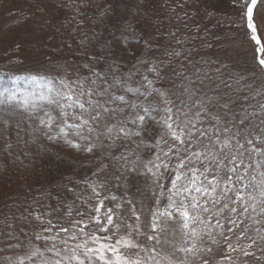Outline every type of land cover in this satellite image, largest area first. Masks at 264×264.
<instances>
[{"label": "snow or ice", "instance_id": "obj_1", "mask_svg": "<svg viewBox=\"0 0 264 264\" xmlns=\"http://www.w3.org/2000/svg\"><path fill=\"white\" fill-rule=\"evenodd\" d=\"M256 4L244 0L242 22L261 45L253 16ZM257 52L264 54V45ZM166 55L179 57L181 52ZM257 59L264 72V56ZM160 69L154 61L146 72L164 80ZM172 75L183 77L178 96L154 87L156 80L147 74L142 77L145 91L130 84L131 73L126 78L113 75L111 82L101 72L75 80L40 72L0 80V115L26 113L28 121L38 122L33 134L89 153L97 147L94 137L103 136L113 146L131 142V151L111 160L123 174L151 177L154 201L145 228L137 209L142 197L102 196L104 183L86 182L91 195L81 197L80 205H69L55 222L46 218L48 212L29 213L43 225L32 233L39 244L19 242L14 229L7 233L6 241H18L6 243L8 249H26L15 260L7 257L8 264H193L197 259L209 264L202 254L222 246L217 237L226 242L234 232L247 241L245 257L264 258L255 256V251L264 252V86L253 90L240 73L223 78L220 67L197 68L192 74L174 70ZM21 81L34 87L22 88ZM105 117L112 122L102 125ZM149 120L158 132L146 128ZM146 132L154 141L144 139ZM139 149L151 151L150 158L143 159ZM238 247L227 245L229 252Z\"/></svg>", "mask_w": 264, "mask_h": 264}, {"label": "rangeland", "instance_id": "obj_2", "mask_svg": "<svg viewBox=\"0 0 264 264\" xmlns=\"http://www.w3.org/2000/svg\"><path fill=\"white\" fill-rule=\"evenodd\" d=\"M40 1L47 2L48 0ZM40 1L38 0L36 4L33 3V0H11L9 1L11 3L10 9L13 11V9L17 8L18 3H23L24 6L27 5L28 2H31L32 4L30 6L35 9L37 5L42 3ZM111 1L116 2V0ZM72 2L74 1L72 0ZM128 2L131 5L134 17H128V21L125 22H130V27L128 28V33L125 34L121 41L123 48L120 47L118 40L114 41V38L117 39V35L114 31H111L110 40H105V38L102 39V43L98 45V49L95 52L97 56L113 53L110 54L109 63L115 65L114 71L118 77H121L120 70H126L125 68L117 67L119 60L123 59L125 62H129L127 63L128 66L134 67L133 65L136 64V60H139L143 55L141 53L142 46L147 42L146 49H148V44L152 42L153 44L155 43L154 35L160 34V26H164L165 33H172V30L175 28L173 26V24L175 25V20L172 19V17L186 10L187 6L194 11L192 13L193 16L204 19V21L211 25L210 34L213 36L212 41L215 43V57L217 59L219 58L220 61L227 62L232 68L236 69V71L245 72L247 76L250 77V80L254 81L259 88L264 86V72L259 70L257 59L258 56H264V54L257 52L258 46L254 43L255 41L253 42L244 22H242L244 0H133L132 2ZM80 9L81 8H79L78 11ZM116 11H118L119 15H122V18L125 17L126 14H123V10L118 8ZM187 11L188 13L191 12L188 9ZM22 12L13 14L10 11L9 14L5 15L3 12H0V69L12 72H41L53 76H63L69 80L83 78L82 74L84 70H80L75 60L66 59V57L63 56L57 57L55 54H52L51 49L56 41L53 39L49 40L46 36L49 34V31L41 24V19L43 17L34 20L24 17V13ZM65 12H67V16L61 21V26H67L70 34H73L79 29L81 30L79 23L82 21L84 22V20L88 23L96 20L93 22L94 25L99 21L97 19L99 15L92 17L93 19L91 20L87 19L86 16H80V21L73 24L74 20L72 17L75 16V13H72L73 11L70 10ZM253 16L254 22L257 25V36H259L264 43V0L259 4L258 8L254 10ZM98 29L100 32L103 31L101 27ZM84 30L85 28H83V31ZM60 32L65 31L60 30ZM87 36L88 39H85L84 36L83 39L78 40L90 42V35L87 34ZM133 40L136 42V45L130 46V50L133 51L124 49V44L127 43V41L130 43ZM44 42H48L47 45L45 44L47 47L43 46ZM140 43H142V45H140ZM41 46L44 47V49H41ZM178 50L179 49H177V51ZM158 51L159 50L155 49L156 55H165L169 59L170 56L166 55V53L173 52L174 50L169 52L165 50L161 52ZM146 53H148V51ZM97 61L98 58H91L85 65L97 67L95 66ZM150 65L146 64L145 66L148 68ZM19 84L22 88L29 90L34 87L31 82L26 83L21 81ZM35 87L36 90L39 91V86ZM116 119L119 120L122 119V117L117 116ZM10 121L14 123L16 120L11 117ZM111 122L112 121L108 117H105L101 123L103 125ZM148 122L146 128H151L152 125L150 126V122ZM32 128L33 126H29L28 124H24L22 128V140L26 141V143L34 142L33 138H37V135H39L36 133L33 134L31 132ZM152 129L153 131L155 130L154 126ZM100 130V128H97V131ZM11 135L13 134L11 133ZM153 138H155L154 135L151 136L147 132L144 134V139L146 140H151ZM93 139L96 138L94 137ZM133 139L139 140L140 137H134ZM8 141L5 132H3V130L2 132L0 131V162L3 158V152H6V146L9 145ZM57 141L61 144L56 142L51 143L53 145L52 148L56 151L55 160H57L58 164H61L59 168L62 170L67 169L68 172L65 174H63L62 170L59 174L56 172L55 178L58 180V183H61L63 186L56 189L54 193L61 195L63 192L66 200H72L66 201L67 205L77 206L80 205L81 197L91 195V189L87 187L86 182L96 181L104 183L105 185L102 196H130L135 199L142 197L143 203L138 204L137 209L140 211L141 221L145 228H147L149 223V211L154 206V201L149 191L153 187L151 177L146 178L138 174H123L114 166V162L111 160V157L119 156L126 150L131 151L134 147L132 143L124 146L117 141L113 146L111 141L101 136L99 139H96L97 147L89 153L82 150H74L65 144L63 140ZM68 148L71 149L68 150ZM138 151L145 160L149 159L151 156V151H145L144 149H139ZM57 155L59 156L57 157ZM132 158L134 159V156ZM66 160L67 163L62 165ZM117 176L120 177L119 180L115 179ZM56 202H59V200L57 199ZM89 203L95 204V200H90ZM164 203H166V201H162L161 207H163ZM53 205H55V202ZM108 206L111 207L112 205L108 204ZM81 210L87 211V206H82ZM45 212L50 213L46 218L51 219L53 216L52 213L48 210H44L41 213ZM54 215L56 214L54 213ZM129 222L133 225L136 223L134 220ZM26 223L30 227L37 226V228L35 227L36 232L43 227V225H39L36 221ZM26 231L27 227L24 230V235ZM142 239L143 237H141V240ZM221 241V247L217 248L213 246L211 253L202 254L204 258L209 261V264H260L259 262L252 263V257H245L243 255L245 245H234V243L229 240L226 242H223V240ZM32 242L36 244L40 243L35 239ZM228 244H231L233 248L239 246L238 250L229 252L227 248ZM1 249H3V251L0 252V264H8L7 257H11L15 260L17 255H22L26 251L25 248ZM225 255L230 256L231 259H225ZM193 264H202V261L197 259Z\"/></svg>", "mask_w": 264, "mask_h": 264}, {"label": "trees", "instance_id": "obj_3", "mask_svg": "<svg viewBox=\"0 0 264 264\" xmlns=\"http://www.w3.org/2000/svg\"><path fill=\"white\" fill-rule=\"evenodd\" d=\"M9 1L11 0H0V12H3L4 15L9 14L10 11L13 14H18L24 10L22 12L24 13V17L34 20L43 17L41 19V24L49 31V34L46 36L49 40L53 39L56 41L51 49L52 54H55L57 57L63 56L66 57V59L75 60L80 70H84L82 74L83 77H90L93 72H101L107 74L109 82H111L112 76H117L114 71L115 65L109 63L110 54L113 53L97 56L95 52L98 49V45L102 43V39L105 38V40H110L111 31H114L117 35V39L114 38V41L118 40L120 47L123 48L121 41L125 34L128 33V28L130 27V22H125L128 21V17H134L133 10L128 1L132 2L133 0H116V2H112L111 0H73L74 2H72V0H48L47 2H43L39 0L42 3L37 5L35 9L30 6L32 3L28 2V4L24 6L23 3H18L17 8L13 9V11L10 9L11 3ZM262 1L263 0L257 1L253 12ZM36 2H38V0H33V3ZM79 8L81 9L78 11ZM118 8L123 10V14H126L124 18L116 11ZM187 9L191 12L188 13ZM67 10L75 13V16L72 17L74 20L73 24L80 21V16H86L87 19L91 20L93 19L92 17L99 15L97 18L99 21L94 25L93 22L96 20L91 23L85 22L84 20V22L82 21L79 23L81 30L79 29L73 34H70L67 26H61V21L67 16V12H65ZM182 12L172 17L176 25L173 24L175 28L172 30V33H165L164 26H160V34L154 35L155 43L153 44L152 42L148 44V49H146L147 42L142 46L141 53L143 55L139 60H136L137 62L133 65L134 67L128 66L127 63L129 62H125L123 59L119 60L117 67L126 69L120 70L121 78H126L127 74L131 73L130 84L133 87H141V91H145L147 86L143 84L142 77L147 74L149 79L156 80L154 87L165 90L171 89L172 92L176 93L178 96L182 89L177 87V85L181 83L183 77L173 76L172 73L174 70L176 72L182 71L184 74H192L197 68L203 71L204 69H215L220 67L223 78H227L228 74L231 73H240L247 77L244 81L245 84L252 83L253 90L259 88L254 81L250 80V77L247 76L245 72L236 71V69L232 68L227 62L220 61L219 58L217 59L215 57V43L212 41L213 36L210 34L211 25L204 21V19L193 16L192 13L194 11L187 6L186 10ZM244 24L246 26L245 22ZM99 27L103 28V31L100 32L98 29ZM83 28H85L84 31ZM60 30H64L65 32H60ZM248 32L250 33L249 30ZM87 34L90 35V42L78 40L83 39L84 36L85 39H88ZM258 39H260L261 45H264L263 40L259 36ZM176 40H181L182 43L177 44ZM254 43L256 44V42ZM45 44L47 45L48 42H44L43 44V46L47 47ZM131 45H136V42L134 40L130 43L127 41V43L124 44V49L133 51L130 50ZM140 45H142V43H140ZM261 45L257 46L260 47ZM41 49H44V47ZM155 49L159 50L158 52L162 50L167 52L173 50L177 51V49H179L178 51L181 52V56H172L168 59L165 55H156ZM147 51L148 53H146ZM91 58H98L97 64L95 65L97 67L92 65L85 67V63H88ZM154 61L161 64L160 70L161 75L165 77L164 80H157L153 74L146 72L147 68L145 65H150ZM188 61H191V63ZM224 65L227 67H222ZM27 73L35 72H12L0 69V80H12L15 75ZM212 74L215 75L214 72ZM92 78L94 79L95 77ZM7 86H11V84ZM129 99H135V97L129 94ZM139 99L143 100L144 98L141 96ZM153 99H155V96H153ZM12 118L16 120L14 123H11L9 115H0V131L2 132L3 130L5 136L9 140V145L6 146L7 153L3 152V158L0 162V221L6 222L0 224V252L3 251L1 248L8 249L6 243L18 242L17 240L6 241L7 233L13 229L18 235L19 242L25 243L29 239L34 241L32 233L36 232L37 226H35L36 228L30 227L26 223L35 221L33 217L29 215L34 209L39 210L40 213L44 210L50 211L53 215L51 219L55 222L57 217H62L64 213L67 212L69 206L66 201H72L66 200L63 192L61 195L54 193L56 189L63 185L58 183V180L55 178L56 172L59 174L62 169L59 168L61 164H58L57 160H55L56 151L52 148L53 145L51 143H61L57 140H48L39 132L36 133L39 134L37 138H33L34 142L26 143V141L22 140L21 133L24 124H28L35 128L38 122L35 119L28 121L26 113L13 116ZM149 122L150 126L152 125L153 127V122L150 120ZM17 123L20 124L19 128L16 127ZM154 131L158 132L159 129L155 128ZM11 133L14 136L11 135ZM151 140L154 141V138ZM94 142L96 143V139H94ZM119 142L124 146L131 143L126 140ZM70 149L71 148H68V150ZM73 149L77 150L75 148ZM152 151H154V149ZM58 156L59 155H57V157ZM64 163H67V160L63 162L62 165ZM62 172L65 174L68 170L63 169ZM57 199L59 202H56ZM54 202L55 205H53ZM54 213L56 215H54ZM24 216H27V220L22 218ZM26 227L27 231L24 235L23 233ZM237 237H239V232H234L228 240L233 242L234 245H245L247 243V241L237 239ZM217 239L223 240L221 237H217ZM251 251L255 250L253 249ZM255 256L264 257V252L255 251ZM251 259L252 263L259 262L260 264H264V258L257 260L252 257Z\"/></svg>", "mask_w": 264, "mask_h": 264}]
</instances>
